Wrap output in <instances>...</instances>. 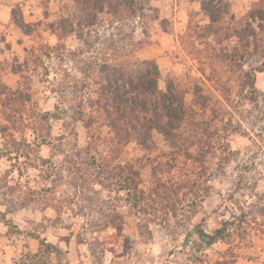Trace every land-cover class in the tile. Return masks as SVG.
Listing matches in <instances>:
<instances>
[{
  "label": "rangeland",
  "instance_id": "rangeland-1",
  "mask_svg": "<svg viewBox=\"0 0 264 264\" xmlns=\"http://www.w3.org/2000/svg\"><path fill=\"white\" fill-rule=\"evenodd\" d=\"M0 1L8 5L10 12V18L5 22L0 21L6 23L0 27V123H6L3 113H11L9 107L13 110L21 108L13 95L9 96L12 100L7 101L6 96L1 94L2 85L30 94V104L20 110L25 114L24 119L32 109L43 114L54 113L56 106L76 108L83 97L81 92L70 89L66 98H61L53 91L60 89L67 75L82 82L85 62L92 56H100L99 50L103 45L99 43L89 52L76 37H70L62 42L65 49L59 47L62 43L47 27L61 15H67V8H71L73 2ZM257 1L224 0L229 4L230 13L237 19L244 18ZM198 2H156L162 17L167 19L163 25L167 36L155 38L157 23L150 24L149 33L154 44L144 49L156 50L159 46L160 54L153 59L149 58L150 52L145 56L141 50L137 56L158 63L162 71L161 88H165L167 76L173 75L184 83L197 81L221 98L217 84L210 80L211 68L203 65L208 56L203 51L205 43L209 41L219 46L212 38H201V26L208 24V19L201 12ZM15 20L40 25L33 27V33L27 36L15 24ZM158 25V29L162 30L160 23ZM115 27L108 29L107 24H103L95 29L100 31L102 37L113 33L117 39L119 35ZM254 27L259 33L258 38L264 41V31H260L258 24H254ZM141 33V30H136L135 38L142 37ZM222 40V47L236 53L243 67L236 76L237 80L232 83L231 114L226 120L232 127L225 140L228 147L224 149L221 146L218 150V156L228 157L229 163L225 169L218 171L209 184V197L193 214V220L187 222L184 212L178 211L176 218L170 216L167 223L161 219L152 223L150 234L141 236L138 216L125 203L116 201L115 193L95 186L91 171L85 165L68 169L64 164L60 171L63 155H58V152L64 149L71 153L76 144L80 148L87 142L86 130L81 123H75L73 111L69 110L66 115L60 116V120L50 119V136L40 152L34 146L38 145L36 136L27 129L17 132L16 137L32 144L30 156H13L12 160L0 157V264H218L221 261L264 264V72H258L259 68L264 69V53L260 52L258 58L243 56L237 38ZM82 47L85 54L72 57L70 51ZM25 49L41 58L36 64L29 62V69L24 68L23 64L29 56ZM12 68L18 73H12ZM95 79L93 77L87 82L86 92L95 88ZM192 100L193 95L188 94L186 101L190 103ZM15 117L21 120L19 116ZM65 130L68 143L62 140ZM102 131L103 134L107 132L105 128ZM154 142L155 149L148 154L151 158L170 150L162 138L157 137ZM61 143L65 144L60 147ZM3 145L0 136V148ZM143 155L146 154L131 147L127 159H137ZM42 159H50V162L43 164ZM217 160L211 165L213 169L217 168L214 165ZM141 177L142 187L147 189L151 180L150 166L143 168ZM11 186L16 188L13 194L9 189ZM32 191L39 193L36 195L38 197L55 199L52 201L60 205V213L52 208L42 210L37 205L20 208L22 197ZM183 200L187 202L185 198ZM184 203L179 205L180 209L188 210ZM116 209L125 221L121 233L111 226L106 227ZM194 225L202 226L208 234L226 229V238L208 246L197 235L190 234Z\"/></svg>",
  "mask_w": 264,
  "mask_h": 264
},
{
  "label": "trees",
  "instance_id": "trees-1",
  "mask_svg": "<svg viewBox=\"0 0 264 264\" xmlns=\"http://www.w3.org/2000/svg\"><path fill=\"white\" fill-rule=\"evenodd\" d=\"M71 1L73 4L71 8H67V15H61L49 23L48 30L61 43L70 37H76L89 52L99 43L103 48L99 50L100 56H92L85 62L82 69L84 82H77L76 77L67 75L60 89L53 92L66 98L70 89H76L83 97L76 108L56 106L54 113L43 114L32 109L24 119L25 114L20 110L30 104V94L23 93L22 90L13 91L2 85L1 94L6 96L7 101H11L9 96L13 95L21 108L13 110L9 107L11 113H3L6 123H0V136L4 141L0 157L12 160L13 156H30L32 144L16 137L17 132L27 129L36 136L38 145L34 146L40 152L50 136V119L60 120V116L71 110L72 119L75 123H81L86 130L87 142L80 148L76 144L71 153L61 149L58 152V155H63L60 169L64 164L68 169L79 164L85 165L91 171L95 186L115 193V200L125 203L138 216L141 236L150 234L149 227L152 223L160 219L167 223L170 216L176 218L178 211L184 212L186 221L191 222L198 207L209 197V184L218 171L225 169L229 163L228 157L218 156V150L221 146L224 149L228 147L225 140L232 127L226 120L231 114L229 108L232 106V83L237 80L236 76L243 67L236 53H230L222 47V39L237 38L243 56L258 58L260 52L264 53V41L258 38L259 33L254 27V24H258L260 31H264V0L255 2L242 19H237L230 13L229 4L224 0L198 2L201 12L208 19V24L201 26V38H212L219 46L218 48L209 41L205 43L203 51L208 56L203 65L207 64L211 68L210 80L217 84L221 98L203 88L197 81L184 83L173 75L167 76L165 88H161L162 71L158 63L137 56L139 51L154 44L149 33L150 24L159 22L162 31L166 32L163 25L167 19L162 17L160 9L155 5L159 0ZM15 24L27 36H31L33 27L40 25L24 24L17 20ZM103 24H107L108 29L117 26L115 29L119 38L116 39L113 33L102 37L95 28ZM138 29L142 31V37L136 39ZM59 47L65 49V44L62 43ZM85 52L82 47L77 51H70V54L76 57ZM25 53L29 56L23 61L24 68L29 69V62L36 64L41 59L28 49H25ZM258 72H264V69L259 68ZM12 73L17 74L18 71L12 68ZM93 77L96 78L95 88L86 92L87 82ZM78 83H81L80 87ZM188 94L193 95L190 103L186 101ZM15 115L22 121L17 120ZM104 128L107 130L106 134H103ZM66 131L63 132L62 140L68 143ZM74 134L77 136L76 132ZM157 137L162 138L170 150L153 159L148 154L154 151V140ZM64 144L61 143L60 147ZM131 147L146 155L127 159ZM215 159H218L214 163L217 170L211 166ZM49 162L50 159H42L43 164ZM147 166L151 168V180L150 186L145 189L142 187L141 174ZM62 170L63 168L60 171ZM176 170L178 173L174 174ZM19 187L22 188L20 183ZM9 189L12 194L16 192L13 186ZM38 194L28 192L22 197L20 208L37 205L42 210L52 208L60 213V205L52 201L55 199L38 197ZM183 198L187 200V204ZM182 202L188 210H183V207L180 209ZM113 212L106 227L111 226L121 233L125 222L123 215L117 209ZM225 232L226 229H218L208 234L200 225H194L190 229L191 235H197L208 246L225 239ZM233 263L221 261L218 264Z\"/></svg>",
  "mask_w": 264,
  "mask_h": 264
},
{
  "label": "crops",
  "instance_id": "crops-1",
  "mask_svg": "<svg viewBox=\"0 0 264 264\" xmlns=\"http://www.w3.org/2000/svg\"><path fill=\"white\" fill-rule=\"evenodd\" d=\"M158 2V1H157ZM157 4V3H156ZM157 6V5H156ZM8 5H6L4 2L0 1V21L2 20L3 22H5L8 18H10V12L8 11ZM157 24V31L155 33V38H161L163 39L165 36H167V33L163 32L161 29H158V23L159 22H156ZM2 24H6V23H0V27H2ZM161 42V41H160ZM160 47L157 46V49L154 50V49H143L141 51V54L145 55L146 54H149V52L151 53L149 58H157L160 54Z\"/></svg>",
  "mask_w": 264,
  "mask_h": 264
}]
</instances>
